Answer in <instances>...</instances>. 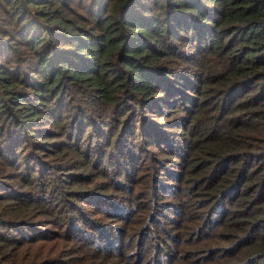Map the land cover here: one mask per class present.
Listing matches in <instances>:
<instances>
[{
  "label": "trees",
  "instance_id": "1",
  "mask_svg": "<svg viewBox=\"0 0 264 264\" xmlns=\"http://www.w3.org/2000/svg\"><path fill=\"white\" fill-rule=\"evenodd\" d=\"M183 45L212 60L209 73L194 75L190 87L195 122L200 115L220 121L230 107L264 117V0H0V152L15 160L21 155L11 147L19 151L20 139L40 147L47 138L72 142L88 128L99 131L104 146L115 139L114 147L129 136L118 126L128 111L165 91L156 88L164 86L160 77L185 80L170 62L180 54L178 62L197 63L189 50H179ZM232 117L233 125L218 130L215 163L192 140L199 157L193 174L213 169L206 180L219 179L212 190L218 201L255 190L257 226L264 223V138L256 149L242 144L235 134L242 124ZM0 159L13 167V160ZM248 236L241 255L264 260V228Z\"/></svg>",
  "mask_w": 264,
  "mask_h": 264
},
{
  "label": "rangeland",
  "instance_id": "2",
  "mask_svg": "<svg viewBox=\"0 0 264 264\" xmlns=\"http://www.w3.org/2000/svg\"><path fill=\"white\" fill-rule=\"evenodd\" d=\"M179 50H189L197 63L178 62L180 54L170 62L185 80L160 77L157 84L164 86L156 88L165 91L128 111L118 126H126L129 136L114 147L115 139L104 146L99 131L88 128V136L86 131L72 142L47 138L40 147L20 139L19 151L11 147L21 155L15 160L0 152L14 162L9 169L0 159V197L7 198L0 202V264H264L253 254L241 255L248 232L264 228L252 221L258 212L255 200L250 203L255 190L245 199L218 201L212 190L219 179L207 182L213 169L193 174L199 157L190 149L196 141L215 163L218 130L233 125L234 114L242 124L236 136L256 149L264 138V117L230 107L220 121L200 115L195 122L190 87L196 85L194 75L209 73L212 60L186 45ZM232 257L240 260L231 262Z\"/></svg>",
  "mask_w": 264,
  "mask_h": 264
}]
</instances>
